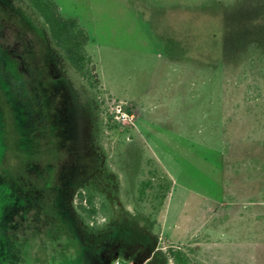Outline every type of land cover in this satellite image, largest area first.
I'll list each match as a JSON object with an SVG mask.
<instances>
[{
	"label": "rangeland",
	"instance_id": "obj_1",
	"mask_svg": "<svg viewBox=\"0 0 264 264\" xmlns=\"http://www.w3.org/2000/svg\"><path fill=\"white\" fill-rule=\"evenodd\" d=\"M55 1L98 90L0 0V264H264V0Z\"/></svg>",
	"mask_w": 264,
	"mask_h": 264
},
{
	"label": "trees",
	"instance_id": "obj_2",
	"mask_svg": "<svg viewBox=\"0 0 264 264\" xmlns=\"http://www.w3.org/2000/svg\"><path fill=\"white\" fill-rule=\"evenodd\" d=\"M23 1L41 19L50 46L88 90L97 92L98 82L91 70V56L85 49L89 36L79 19L64 15L55 0ZM72 208L81 225L90 231L100 230L109 220L112 209L105 193L91 182L76 190ZM9 239L13 241L12 234ZM168 254L173 264H192L179 248H169Z\"/></svg>",
	"mask_w": 264,
	"mask_h": 264
}]
</instances>
